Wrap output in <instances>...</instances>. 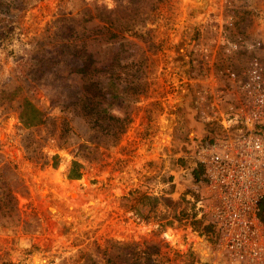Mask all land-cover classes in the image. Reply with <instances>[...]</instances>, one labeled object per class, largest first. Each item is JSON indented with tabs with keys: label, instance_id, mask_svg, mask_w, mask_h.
Here are the masks:
<instances>
[{
	"label": "rangeland",
	"instance_id": "1",
	"mask_svg": "<svg viewBox=\"0 0 264 264\" xmlns=\"http://www.w3.org/2000/svg\"><path fill=\"white\" fill-rule=\"evenodd\" d=\"M84 16H94L87 27L110 19L135 43L132 50L147 56V89L128 105L130 121L117 143L101 149L97 160L75 156L59 138L61 112L54 103L80 82L29 64ZM16 27L0 41V195L12 197L10 212H0V264H77L88 256L96 264H109L108 258L125 264L123 245H137L160 264H233L221 254L214 229L203 232L175 216L192 202L191 192L199 198L204 192V182L192 175L195 145L219 132L200 120L193 105L205 69L196 47L220 32L231 39L241 35L258 44L264 62V0H40ZM246 59L244 53L231 59L219 53L217 63L239 67ZM15 86H21L19 95L3 99L1 90ZM24 95L53 126H22L18 104ZM53 154L60 156L57 168ZM43 159L48 163L41 165ZM72 159L82 164L76 180L66 178ZM170 176L173 192L166 195ZM134 189L172 200L162 202V221H140L120 207L121 197Z\"/></svg>",
	"mask_w": 264,
	"mask_h": 264
},
{
	"label": "trees",
	"instance_id": "2",
	"mask_svg": "<svg viewBox=\"0 0 264 264\" xmlns=\"http://www.w3.org/2000/svg\"><path fill=\"white\" fill-rule=\"evenodd\" d=\"M38 1L40 0H0V41L7 39L15 31L16 21L21 14ZM93 18L94 16H84L72 20L68 29L58 34L54 48L39 57L32 55L29 64L36 70H49L57 78L63 76L80 82L71 96L54 103L61 112L59 138L61 145L73 147L75 156L97 160L101 156L100 150L115 145L125 131L130 121L127 107L138 94L146 91L148 76L144 50L138 48L141 52L139 54L133 51L135 43L120 35L117 26L110 19L106 18L102 24L87 27L86 23ZM20 90L21 86H15L11 91L2 89L3 99L14 100ZM120 103H123L122 107H119ZM18 118L25 128L54 124L52 118L47 117L28 95H24L18 104ZM206 125L209 127L211 124ZM210 131H214V128ZM59 160L60 156L53 154L51 166L57 168ZM176 162L182 164L181 159ZM47 163L43 159L41 165ZM81 168L82 164L77 159H72L66 178L79 179ZM203 170V166L197 163L192 168L196 181L204 182ZM169 182H172L171 176ZM169 187L166 195L172 194L173 183ZM191 198L192 202H185L190 206H183L175 219L183 225L188 223L197 229L201 227L203 232L212 230L211 223L208 220L206 222L205 217L197 218L195 202L199 199V194L191 192ZM181 200L184 201L183 198ZM162 202L167 206L173 203L164 195L152 196L134 189L121 197L120 207L125 212H132V216L140 221H162ZM11 204L12 197L8 191L2 192L0 212L9 213ZM260 208L259 216L264 221V200ZM122 249L126 250L125 264H160L145 255V251H140L137 245H123ZM107 261L109 264H116L111 258ZM78 263L96 264L90 256L82 262L81 259L77 260Z\"/></svg>",
	"mask_w": 264,
	"mask_h": 264
},
{
	"label": "built area",
	"instance_id": "3",
	"mask_svg": "<svg viewBox=\"0 0 264 264\" xmlns=\"http://www.w3.org/2000/svg\"><path fill=\"white\" fill-rule=\"evenodd\" d=\"M210 22L209 28L217 30ZM229 20L227 24H229ZM196 49L205 69L193 92L203 123L219 128L193 150L203 166L204 192L197 215L211 223L222 255L233 264H264V62L258 44L220 32ZM220 46V49L217 47ZM247 56L239 67L218 66V54Z\"/></svg>",
	"mask_w": 264,
	"mask_h": 264
},
{
	"label": "water",
	"instance_id": "4",
	"mask_svg": "<svg viewBox=\"0 0 264 264\" xmlns=\"http://www.w3.org/2000/svg\"><path fill=\"white\" fill-rule=\"evenodd\" d=\"M68 198L70 199V195L68 196Z\"/></svg>",
	"mask_w": 264,
	"mask_h": 264
}]
</instances>
